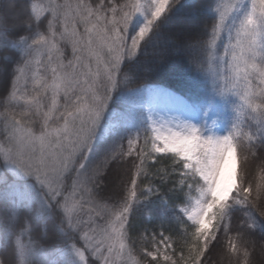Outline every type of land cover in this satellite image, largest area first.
Returning <instances> with one entry per match:
<instances>
[{"label": "snow or ice", "instance_id": "6c2138e0", "mask_svg": "<svg viewBox=\"0 0 264 264\" xmlns=\"http://www.w3.org/2000/svg\"><path fill=\"white\" fill-rule=\"evenodd\" d=\"M209 93L235 98L223 134ZM258 250L264 0H0V264Z\"/></svg>", "mask_w": 264, "mask_h": 264}, {"label": "trees", "instance_id": "16d2710c", "mask_svg": "<svg viewBox=\"0 0 264 264\" xmlns=\"http://www.w3.org/2000/svg\"><path fill=\"white\" fill-rule=\"evenodd\" d=\"M37 2H39V0H37ZM231 99H235L234 97H230L229 99H222L219 97H215L213 96L211 93H209L207 100H205L204 102L201 103L200 105V110H199V116H202L204 114H206L207 112H218L219 110H222V123H223V127L226 129L228 121L230 119V103H231ZM260 161L259 160H255V161H251L249 164V175H250V179L253 180V182H255L259 176H260ZM151 215V213L147 212V211H142L140 213V218L141 220H146L149 216ZM260 258L262 259L260 264H264V255H262L259 250L256 252L255 254V262L256 264H258V259ZM241 261L243 260V257H240ZM215 260L217 261V264H219L220 262V254L219 252H217V254L215 255ZM225 264H227V261H225Z\"/></svg>", "mask_w": 264, "mask_h": 264}, {"label": "rangeland", "instance_id": "374dc122", "mask_svg": "<svg viewBox=\"0 0 264 264\" xmlns=\"http://www.w3.org/2000/svg\"><path fill=\"white\" fill-rule=\"evenodd\" d=\"M222 110H219L218 112H207L206 114L199 116L198 114V121L205 125L207 128H211V130L217 134H223L226 130L223 127L222 123Z\"/></svg>", "mask_w": 264, "mask_h": 264}, {"label": "bare ground", "instance_id": "6f19581e", "mask_svg": "<svg viewBox=\"0 0 264 264\" xmlns=\"http://www.w3.org/2000/svg\"><path fill=\"white\" fill-rule=\"evenodd\" d=\"M258 259V264H260L261 263V261H262V259H260V258H257Z\"/></svg>", "mask_w": 264, "mask_h": 264}]
</instances>
